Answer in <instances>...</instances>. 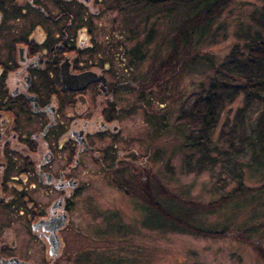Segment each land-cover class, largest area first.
<instances>
[{"label": "rangeland", "instance_id": "obj_1", "mask_svg": "<svg viewBox=\"0 0 264 264\" xmlns=\"http://www.w3.org/2000/svg\"><path fill=\"white\" fill-rule=\"evenodd\" d=\"M240 1L244 5L234 13L235 18H245L251 7L262 4V0ZM106 2L109 8L105 12L102 5L92 7L93 11H98L95 25L99 26L100 45L103 44V36L109 35L111 54H118V49H121L120 56L122 49L125 53L123 42H120L124 35L129 34L130 28L136 27L143 32L148 27L144 28L142 22L134 26L138 19L126 16L123 0ZM157 29L156 40L168 32L165 22L158 24ZM232 30L233 27L228 31L226 41L211 49L219 60L227 56L232 47ZM142 38V34L132 38L126 49L133 48ZM166 48L162 46L160 56H165ZM152 50L151 45L147 51L143 49L144 60L130 73L127 72V78L132 79L135 86L122 105L124 117L119 126L127 140L125 147H117L121 151L120 163L115 166L108 164L107 171H102L98 163L88 165L89 174L81 184L83 190L69 208L68 222L58 234L60 248L55 258L48 256V246L44 242H19L22 249H17L18 253L28 254L27 258L32 263L264 264L263 189L235 196L218 207L219 199L234 191L240 182L243 187L251 189L264 187V182L249 177L247 169L239 172L240 166L250 163L251 150L243 147V154L228 157V162L218 158L212 168L204 169L201 174L185 171L183 160L189 151L183 147V136L189 129L181 128L182 120H177V117L178 110L185 104L190 106L194 100L197 88L191 84L199 80L196 77L198 70H177L174 79L170 78L171 71L154 70L156 63L153 62ZM155 77L161 79L160 85L155 86L157 106L155 103L146 106L145 111L149 114H145L144 107L137 101L136 92L140 91V84L134 79L149 78L152 83ZM169 97H173L172 100ZM237 107H240V100L232 105L230 114L225 112L222 115L220 122H225L226 117L232 120ZM257 109L252 108L245 114L241 127L251 128ZM212 139L211 147L224 150L222 142H217V132ZM211 156L215 154L212 152ZM32 197L34 205L38 203L42 208L51 201L38 194H32ZM183 200L191 203L192 209L194 206L204 209L194 210L191 218L183 217L182 220L215 234H194L188 227L182 229L185 221L171 217L175 221L168 220L167 211L174 207L183 208L177 203ZM214 204H217V209L206 211L205 207ZM172 213L178 216L175 211Z\"/></svg>", "mask_w": 264, "mask_h": 264}, {"label": "flooded vegetation", "instance_id": "obj_2", "mask_svg": "<svg viewBox=\"0 0 264 264\" xmlns=\"http://www.w3.org/2000/svg\"><path fill=\"white\" fill-rule=\"evenodd\" d=\"M105 1L0 0V261L34 264L19 242L48 246L34 226L64 216L59 241L88 165L120 163L122 105L135 84L109 35L100 45L92 7L105 12ZM85 73V82L63 86L64 74ZM32 194L51 201L42 208Z\"/></svg>", "mask_w": 264, "mask_h": 264}, {"label": "trees", "instance_id": "obj_3", "mask_svg": "<svg viewBox=\"0 0 264 264\" xmlns=\"http://www.w3.org/2000/svg\"><path fill=\"white\" fill-rule=\"evenodd\" d=\"M123 3L126 16L138 19L134 26L142 22L144 28L148 27L143 32L138 31L136 27L130 28L129 34L124 35L120 42H123L125 49V53L121 54L126 60L127 72L130 73L134 66L144 60L146 55L143 54V49L144 52L147 51L150 45L154 48L152 50L153 62L156 63L154 70L171 71L170 78L175 77L177 70L187 69L191 72L198 70L196 77L199 80L191 84L197 88L194 100L190 106L186 107L185 104L183 109L178 110L177 117V120H182L181 128L189 129L188 134L183 136L185 137L183 147L189 151L183 160L185 171L201 174L204 169L212 168L218 158L228 162V157L242 155L245 148L251 150V161L244 167L240 166L239 172L247 169L250 178L264 182V0L261 5L251 7L243 19L233 17L234 13L241 9L240 5L241 7L244 5L240 0H123ZM163 22L168 32L158 41L157 27ZM231 27L232 47L227 56L219 60L211 49L227 40ZM141 34L143 38L133 48L126 49V44ZM162 46L167 47L165 56L159 55ZM205 72H208L207 75H204ZM154 79L152 83L149 78L134 79L140 84L138 86L140 91L136 92V95L137 101L144 107L145 114H149L145 111L146 106H152L153 103L157 106L155 86L160 85L158 83L161 79L156 77ZM238 100L240 107L234 110L232 120L226 117L225 122L221 123L222 115L225 112L230 114L232 105ZM255 107L258 109L251 128L247 130L241 127L246 118L245 114ZM215 132L217 142L220 144L222 142L224 149L222 151L211 147ZM256 148L258 150H255ZM212 152L215 154L213 157ZM238 175L241 178L239 173ZM262 189L264 191V187L255 189L243 187L240 182L234 191L219 199L221 202L218 207L224 206L235 196H244L246 192ZM177 203L184 207L172 209L178 214L177 217L172 211H167L170 222L177 218L185 221L182 229H185L184 226L188 227L192 229L191 233L215 234L186 224V220H182L183 217L191 218L196 210L203 207L194 206L192 209V204L184 200ZM218 207L214 204L205 209L211 212ZM156 213L160 214L157 211ZM259 252L263 253L260 249Z\"/></svg>", "mask_w": 264, "mask_h": 264}, {"label": "water", "instance_id": "obj_4", "mask_svg": "<svg viewBox=\"0 0 264 264\" xmlns=\"http://www.w3.org/2000/svg\"><path fill=\"white\" fill-rule=\"evenodd\" d=\"M89 73H85L79 76H65V74L62 76V84L67 89H72L74 86H76L78 83H81L82 81L85 82L87 80V77L89 76ZM65 223V217H56V218H50L49 220L45 222H40L39 224L34 226V229H39L42 227L44 232H47L48 235H46V240L48 241V256L50 258H55L58 255L60 243L56 236V231L58 229L62 228ZM0 264H30V263H24L17 261L16 259H9V260H1Z\"/></svg>", "mask_w": 264, "mask_h": 264}]
</instances>
